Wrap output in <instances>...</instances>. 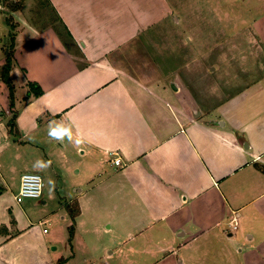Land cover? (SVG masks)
Segmentation results:
<instances>
[{
  "label": "crops",
  "instance_id": "crops-1",
  "mask_svg": "<svg viewBox=\"0 0 264 264\" xmlns=\"http://www.w3.org/2000/svg\"><path fill=\"white\" fill-rule=\"evenodd\" d=\"M13 1L22 5L10 12L0 0V68L7 18L15 26L10 79L17 131L8 133L12 114L0 81V169L5 155L11 169L21 163L24 173L80 167L75 174L82 173L87 188L76 185L66 203L79 207L70 245L66 204L58 205L64 235L56 237L14 201L20 173L15 192L0 195L11 198L15 217L0 202V264H29L23 259L31 243L39 264H57L72 243L90 256L84 264L132 256L140 260L130 264H204L210 246L221 261L240 256L264 264V109L257 114L246 106L240 120L222 103L204 112L178 86L144 85L115 65L118 50L170 15L167 0H44L54 23L39 28L25 21L34 0ZM29 83L39 97L27 98ZM261 85L250 86L263 96ZM233 216L238 229L229 231ZM110 219L115 230L106 226ZM89 222L94 237L108 236L106 243L91 247L82 239ZM140 240L148 246L133 249Z\"/></svg>",
  "mask_w": 264,
  "mask_h": 264
},
{
  "label": "rangeland",
  "instance_id": "rangeland-1",
  "mask_svg": "<svg viewBox=\"0 0 264 264\" xmlns=\"http://www.w3.org/2000/svg\"><path fill=\"white\" fill-rule=\"evenodd\" d=\"M167 3L171 9L170 15L148 33L142 34L135 43L118 50L114 56L116 67L124 69L144 85L159 82L165 86L170 84V88L171 84L178 86L204 112L213 110L222 103L221 108L225 111L228 108L230 116L235 113L237 120L241 119L239 112L246 106L261 114L264 95L258 93L255 86H251L261 83L264 90V0H167ZM28 11L25 18L27 24L39 28L54 23V19L46 15L49 11L44 0H34ZM11 22L13 23L12 20ZM30 59L35 63L36 56H29ZM250 113L252 112L247 111L245 116L250 117ZM225 120L230 121L227 117L220 119ZM20 156L22 157L21 153ZM7 159L6 155L2 158L4 166L0 171L4 182L0 184V195H10V190L15 192L17 177L24 173L21 163L11 169L13 163L9 164ZM63 168L64 166L55 169L53 173L41 172L42 196L38 199H24L20 204V208L24 210L31 209L27 212L31 221H45L41 227L56 237H60L59 232L64 235V231L60 230L62 221L61 214L57 212L58 205H65L74 195L73 191L78 187L76 185L83 184L82 173L81 176L75 174L80 167L75 170ZM86 188L87 184L84 183L82 189ZM0 202L7 207L9 219L15 218L11 198L3 196ZM108 224L115 230V220H108L106 226ZM91 228L92 224L89 222L90 235L82 238L91 243V247L108 241L107 235L94 237ZM32 232L37 236L36 230ZM140 242L141 240L135 241L136 246L132 248L142 250L148 246L147 242L144 245L137 244ZM116 244L117 241L113 240L109 244L110 250ZM31 245L26 247L30 252L29 255L25 252L23 260L29 264H39L40 257H36L39 248L36 243ZM72 245L74 250L70 247L62 251L60 259L65 260L64 264H84L85 258H90L87 251L78 243L76 246ZM52 247L54 246L50 248ZM91 250L93 259H98L100 256L96 255L93 248ZM208 250L204 264L229 263L227 258L221 261L220 256L215 255L216 246H210ZM132 253L134 252L130 254ZM140 257L142 258L141 255ZM237 258L232 264H247L243 257ZM139 260V257L132 256L121 260L113 258L106 263L98 260L96 264H130Z\"/></svg>",
  "mask_w": 264,
  "mask_h": 264
},
{
  "label": "trees",
  "instance_id": "trees-1",
  "mask_svg": "<svg viewBox=\"0 0 264 264\" xmlns=\"http://www.w3.org/2000/svg\"><path fill=\"white\" fill-rule=\"evenodd\" d=\"M3 5L8 9L10 12L18 11L21 7L20 2H13L11 0H1ZM5 24L9 29V33L6 37V41L4 44V63L0 68V81H2L7 89H8V101H9V109L11 111V118L7 122L8 133L15 134L16 133V125H15V118H16V111L14 110V85L10 79V72L13 68V61H14V42H15V34H14V25L10 19L5 18ZM28 92L27 98L29 97H39L41 95V90L39 87L34 83L28 84ZM261 173L264 175V167H260ZM65 210L70 218L71 224L67 228L68 239L67 242L71 245L73 232H74V224L75 219L79 215V207L77 203L66 204ZM65 260L60 259L58 260L57 264H64Z\"/></svg>",
  "mask_w": 264,
  "mask_h": 264
},
{
  "label": "built area",
  "instance_id": "built-area-1",
  "mask_svg": "<svg viewBox=\"0 0 264 264\" xmlns=\"http://www.w3.org/2000/svg\"><path fill=\"white\" fill-rule=\"evenodd\" d=\"M111 159V163L115 167H120V159L117 154H108ZM43 182L40 175L36 173H24L19 178V186L17 193L14 195V201L20 204L24 199H38L42 196ZM229 229L231 231H236L238 229L237 218L232 217L229 221ZM46 233V230H43Z\"/></svg>",
  "mask_w": 264,
  "mask_h": 264
},
{
  "label": "water",
  "instance_id": "water-1",
  "mask_svg": "<svg viewBox=\"0 0 264 264\" xmlns=\"http://www.w3.org/2000/svg\"><path fill=\"white\" fill-rule=\"evenodd\" d=\"M172 86V85H171Z\"/></svg>",
  "mask_w": 264,
  "mask_h": 264
}]
</instances>
